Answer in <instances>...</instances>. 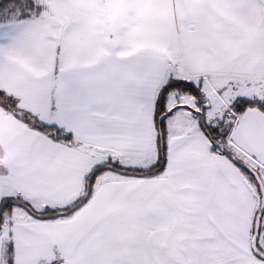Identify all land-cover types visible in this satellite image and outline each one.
I'll list each match as a JSON object with an SVG mask.
<instances>
[{
    "label": "snow or ice",
    "instance_id": "6c2138e0",
    "mask_svg": "<svg viewBox=\"0 0 264 264\" xmlns=\"http://www.w3.org/2000/svg\"><path fill=\"white\" fill-rule=\"evenodd\" d=\"M0 264H264V0H0Z\"/></svg>",
    "mask_w": 264,
    "mask_h": 264
}]
</instances>
